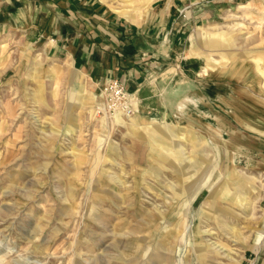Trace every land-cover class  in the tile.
Listing matches in <instances>:
<instances>
[{
	"label": "rangeland",
	"instance_id": "1",
	"mask_svg": "<svg viewBox=\"0 0 264 264\" xmlns=\"http://www.w3.org/2000/svg\"><path fill=\"white\" fill-rule=\"evenodd\" d=\"M99 3L168 49L179 109L98 111L84 70L2 38L0 264H264V0Z\"/></svg>",
	"mask_w": 264,
	"mask_h": 264
},
{
	"label": "crops",
	"instance_id": "2",
	"mask_svg": "<svg viewBox=\"0 0 264 264\" xmlns=\"http://www.w3.org/2000/svg\"><path fill=\"white\" fill-rule=\"evenodd\" d=\"M139 32L107 14L99 0H0V40L13 38L72 62L96 87L111 78L121 79L136 98V111L173 116L181 94L166 62L168 49L139 42ZM152 132L174 135L169 126Z\"/></svg>",
	"mask_w": 264,
	"mask_h": 264
},
{
	"label": "built area",
	"instance_id": "3",
	"mask_svg": "<svg viewBox=\"0 0 264 264\" xmlns=\"http://www.w3.org/2000/svg\"><path fill=\"white\" fill-rule=\"evenodd\" d=\"M101 101L96 103L98 111H105L114 116L132 115L136 110V98L118 78L104 81L99 87Z\"/></svg>",
	"mask_w": 264,
	"mask_h": 264
},
{
	"label": "bare ground",
	"instance_id": "4",
	"mask_svg": "<svg viewBox=\"0 0 264 264\" xmlns=\"http://www.w3.org/2000/svg\"><path fill=\"white\" fill-rule=\"evenodd\" d=\"M117 116V115H116Z\"/></svg>",
	"mask_w": 264,
	"mask_h": 264
}]
</instances>
